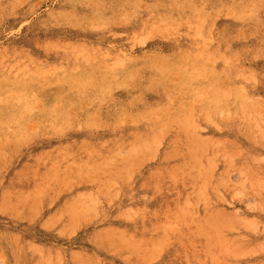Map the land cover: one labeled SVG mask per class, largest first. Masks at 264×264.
<instances>
[{"label": "rangeland", "instance_id": "374dc122", "mask_svg": "<svg viewBox=\"0 0 264 264\" xmlns=\"http://www.w3.org/2000/svg\"><path fill=\"white\" fill-rule=\"evenodd\" d=\"M162 25L167 34L151 31ZM244 116L264 138V0H0V264H198L209 243L190 224L216 212L231 232L215 234L212 260L264 264V196L244 177L264 172V139L250 140ZM187 118L202 164L238 187L213 183L220 199L207 188L210 207L195 205L184 227L176 212L158 215L179 191L171 173L183 158L175 149L189 144ZM161 125L151 153L94 197L75 199L91 185L81 173L50 178V163L77 161L87 143ZM185 170V189L200 187Z\"/></svg>", "mask_w": 264, "mask_h": 264}, {"label": "bare ground", "instance_id": "6f19581e", "mask_svg": "<svg viewBox=\"0 0 264 264\" xmlns=\"http://www.w3.org/2000/svg\"><path fill=\"white\" fill-rule=\"evenodd\" d=\"M196 22L199 23V21H196ZM197 23L196 24L193 23V27H195L196 30L190 29V34H193V35L195 34L193 36V38H196L197 37V33L199 32L198 29H197V27H199L200 25H197ZM162 26H163V29L154 27V28H152L151 31H159V32H162L163 31V33L167 34L169 32L168 26H165V25H162ZM205 36H206V34L203 33V35L201 36L202 37V40H204V37ZM117 62H119V61H117ZM118 64H120V63H118ZM30 97H31V95H30ZM27 105H28L27 106L28 108L29 107H33L32 105L30 106L29 103ZM28 108H26V109H28ZM35 108H37V106L36 107H33V109H35ZM28 110L30 111L32 109L30 108ZM25 113H26V110H25ZM188 118L186 119L187 121L185 120L183 122L184 123L183 124V128H184V130L187 133L188 143L189 144H187V145L185 144V146H184V145H182V144H184V142L183 143L181 142V144H179L180 147L178 145V147L175 149V150L178 151V153L180 155L183 156V158L185 156L186 157V160H183L182 156H180L177 153V155L180 156L179 158H182L181 161H185V162L181 163V161H180L181 164L179 163L178 166H176L174 164L175 165V168L173 167V170L171 169L172 170L171 176H172L173 179H175V182H176L175 185H178L179 191H178V189H176L178 192L176 193V195L174 197L171 196L172 198H166L165 200L161 201L162 207H161V210H160V213H159L158 217L159 216L162 217V216L167 215V214L168 215L170 214V216H171V213L174 214V212H176L177 213L176 216H179L178 218L181 221V219H183L186 216V214L187 215H191L192 214L190 211L194 212V210L197 208L196 207L194 209V207L199 202H200V204H201V202H203L202 203L203 205L205 203H207L206 206L207 207H210L209 206L210 205V202L212 203L213 200L211 199L212 197H210V196L207 195L208 197H210V198H208L206 196V193H207V190L206 189L209 188V187L211 189V187H213V183H215V186L217 185V188L220 187L224 192H225V190H226L225 188H227V186L234 185L235 187H238L237 186V183L236 184H233L232 182H230L231 184H228L229 183V180L227 181V179H224V177L222 178V176H224L223 174L220 175V174L213 173V170L211 171V166H208V165L205 166L204 163L202 164L201 161L204 158V156L206 155L204 152H202V150H203L202 149V143H203V141H202V139L199 136V133H198L199 130H198V128L195 125H193L192 122L188 121ZM241 122H243L245 124V126L248 127L247 134L248 135L250 134V136H249L250 137V140L253 143H255V144L256 143H260L259 141L262 140V138H263L262 136L263 135H261V132H260L261 130L259 131V129H257V127H259V126L256 127L255 120H253L252 118L250 119L249 116H244L242 118V121ZM165 127H166L165 125H163V126L161 125V126L157 127L156 130H154L152 128L153 131L152 130L150 131L148 129L145 132H139V133H134L133 132L129 136H127V135L122 136V137L114 136L113 139H112V144L111 145H106L104 147L102 146V144H100L102 147H99V145H97L98 143H95V142L87 143L88 144L87 151L84 152V153H82V154H79L81 156V158H80L81 161H78L80 159H78L77 161H73V162H69V160H62L60 162V160H58V161H53L52 163H50L51 164L49 166V170H50V174H51L50 175V178H52V179L57 178V179H60V181H62L64 183H69V182H71V180H74L76 178V177H72V175H74L75 173H81V174H83V175L86 176L84 180L80 181V182H84V183H81L83 186L84 185L86 186V183H89V184H91L93 186L94 185L98 186V188H96V186H94V188H91L92 186L91 185L89 186V184H88L89 188H86L85 187L86 188V191L78 194L75 197V199L80 202V201H82L83 198L86 199V197L89 194H91V193L92 194L90 196L91 197H94V194H97V193H93V192H95V191L98 192V191L104 190L107 186L113 185L116 181L120 180L122 177H124L125 175H127V173H129L131 166L133 164H134L133 167L135 166V163H136L135 160L143 159L144 156H147L149 152L151 153V147H152V145H154L156 143V141L159 138H161L166 133L167 128L165 129ZM180 129H181V127H180ZM181 133H183V131ZM243 133H244V137L242 136ZM132 134H134V135L131 136ZM247 134H245V131L244 130L242 132H240V135L243 138H245L247 136ZM249 137H247L246 140H249L248 139ZM251 141H249V142L251 143ZM100 143H102V141H100ZM105 143H106V141H105ZM181 145H182V147H181ZM252 145L254 146V144H252ZM258 145H256V146L258 147ZM90 148H92V151H88V149H90ZM71 153H72V157H77L78 149L73 150ZM174 153H175V156H176V151H174ZM248 157L249 158L250 157H253V155L248 156ZM247 160L249 161V159H247ZM250 160H251V165L253 164L252 162H257L255 160L253 161L252 159H250ZM203 162L207 163L204 159H203ZM242 162H241V164H242ZM237 163H239V162H237ZM244 164L246 165V162H244ZM244 164L242 165V167L244 166ZM256 164L260 168L261 164H259V163H256ZM236 166H239V165H235V167ZM183 168L184 169L185 168L187 169V170H185V173L186 174H187V172L188 173L197 174V175L199 174L198 176H199V179L200 180L199 179H197V180L200 183H201V180H202V184H199L198 183V186L200 185V187H197L196 189H194L195 188L194 183L192 184V183L189 182L190 180H188V182L190 183V186L194 187L193 188L194 191H192L193 190L192 187H191L192 190L191 189H189V190H186L185 189V187H184V185L182 183L183 180H182V182L180 181V178H183V176H184L183 175L184 173H181V171H182ZM237 168L238 167H236V169ZM254 169H252V170H249L248 169L246 171L244 177L246 178V180L248 182H250V185H251V183L253 184L252 186H254V187L251 188V190L252 189H253V191L255 190L256 194L259 195V196L257 195L258 198L260 196L262 198L264 196V172H263V170H260V169H257V168H254ZM240 172H242V169L240 170ZM240 172H239V174H240ZM95 173H99L98 176L99 177L102 176V177H100L101 179H99V177L97 175L95 176ZM180 173L183 175L182 177L180 176ZM193 174L191 175V177L193 176ZM104 175L105 176H109L110 178H107V179L103 180L102 178H103ZM200 175L202 176V178L200 177ZM242 175H240V179H241V176ZM167 176H169V175H167ZM186 176H188V174ZM195 177H197V176H195ZM172 178H170V180H172ZM183 179H186V178H183ZM240 179H239V181H240ZM242 180H245V179L242 178ZM184 181L187 182V180H184ZM191 182H192V180H191ZM92 183H94V184H92ZM171 183L174 184L173 182H171ZM240 183H242V182H240ZM240 183H239V185H240ZM188 184H186V187H187ZM157 185H159V184H157ZM196 186H197V184H196ZM234 186L231 187V190L234 188ZM159 187H160V185H159ZM214 187L212 188L213 190L212 189L211 190L209 189V190L212 191V192L214 191L213 192L214 193L213 196H215L216 198H217V195H215V194L217 193L218 194V198L216 200H219L220 199V197H219V191H218L217 188H215V190H214ZM229 189H227V190H229ZM176 190H174V191H176ZM213 193H211V194H213ZM227 193H228V191H227ZM231 193H232V191H231ZM206 198H207V201L205 202ZM261 198L257 199V201L259 200L261 202V200H262ZM208 199H211L209 203H208ZM221 199H222V197H221ZM262 202H264V201L262 200ZM203 205H201V207H203ZM260 205H262V204L260 203ZM206 206H204V207H206ZM216 209H218V208L216 207ZM196 211L197 210H195V212ZM217 213H219V212H216L213 215H211L210 216L211 219H208L206 217V215H204V216L203 215H199L196 218L194 217L195 220H194V218L192 219V221L194 220V222L192 224H190L191 227L193 228V231L192 232L194 234L195 233L196 234L198 233L199 235L202 236V237L201 236H199V237H201L202 239H204L203 241L209 243L208 245L205 244L206 247H204L202 249L203 250L202 253L198 255L199 256V258H198V264H226V263H230L228 261L225 262V260H223V258L220 257L219 255H217V258L215 260H212V257L209 256V255H211L210 252H209V246L212 243L213 239L215 238L214 237L215 234H217V233L222 234L223 227L226 226L228 228V226L230 227V225H231V224L224 225L225 223L220 219V217H218V216H220V214L218 215ZM165 218H163V219L167 221V219L169 218V216H167V219H165ZM175 218L176 217L174 216V220H175ZM186 218H188V217H186ZM183 220L185 222V219H183ZM189 220H188V222L190 223L191 220L190 221ZM169 221L173 222V219H171V220L169 219ZM177 222L178 221H176L174 223L175 226H176V224H178ZM184 222L182 221V223H184ZM188 222H187V224H188ZM232 222L234 223V221H232ZM246 222H248V221H246ZM250 222L251 221L249 220V223ZM169 224H170V222H169ZM179 224H180V222H179ZM184 224H185L184 227H186V222ZM245 224L246 223H244V225H243L244 228H246V226L248 225V223H247V225H245ZM252 225H253V223H252ZM254 226H255V224H254ZM231 228H232V226H231ZM248 228H250L252 230L253 227L252 228L251 227H248ZM248 228H247V230H248ZM185 229L187 231L188 228H185ZM229 230L231 232V229H229ZM232 230L234 232V229L233 228H232ZM251 230H249V231H251ZM192 232H190V233H192ZM196 234H195V236L197 237L198 235H196ZM192 236H194V235H192ZM192 236H189V238L192 237ZM165 237H160L159 240H158V243L159 244L163 243L165 241ZM246 238L248 239L249 237H246ZM118 239L121 240V238H118ZM249 240H250V238H249ZM196 241H198V240H196ZM203 241H202V244H203ZM251 241H253V240H250V242ZM250 242H248V244ZM253 242H251V243H253ZM257 242H260V240H257ZM150 243L152 245V248H151V250H153L152 253H154L155 252V249L158 246L156 244H154L152 241ZM199 243H200V241H199ZM254 244H257V243H254ZM244 246H246V244L243 245V248H244ZM250 247L251 246H249L247 249H249ZM35 262H36L35 264H45V261L43 259H37Z\"/></svg>", "mask_w": 264, "mask_h": 264}]
</instances>
